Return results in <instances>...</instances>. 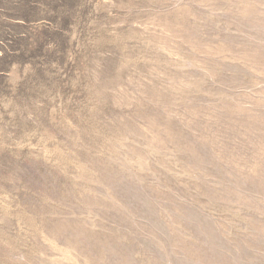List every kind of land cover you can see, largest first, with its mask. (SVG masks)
<instances>
[{
  "label": "rangeland",
  "instance_id": "1",
  "mask_svg": "<svg viewBox=\"0 0 264 264\" xmlns=\"http://www.w3.org/2000/svg\"><path fill=\"white\" fill-rule=\"evenodd\" d=\"M0 264H264V0H0Z\"/></svg>",
  "mask_w": 264,
  "mask_h": 264
}]
</instances>
